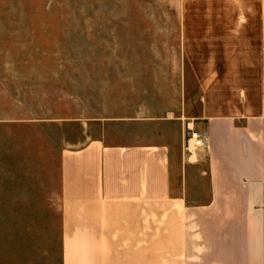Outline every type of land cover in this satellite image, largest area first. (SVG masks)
Wrapping results in <instances>:
<instances>
[{"label": "crops", "instance_id": "obj_1", "mask_svg": "<svg viewBox=\"0 0 264 264\" xmlns=\"http://www.w3.org/2000/svg\"><path fill=\"white\" fill-rule=\"evenodd\" d=\"M157 1L197 4L181 12L175 82L197 85L198 109L164 126L205 131L207 144L177 161L164 138L95 123L63 148L48 188L60 264H264V0Z\"/></svg>", "mask_w": 264, "mask_h": 264}, {"label": "rangeland", "instance_id": "obj_2", "mask_svg": "<svg viewBox=\"0 0 264 264\" xmlns=\"http://www.w3.org/2000/svg\"><path fill=\"white\" fill-rule=\"evenodd\" d=\"M196 7L0 0V264H60L49 184L61 150L100 133L99 124L116 123L130 142L164 138L177 161L188 158L187 129L164 120L198 109L197 85L175 82L181 12Z\"/></svg>", "mask_w": 264, "mask_h": 264}, {"label": "built area", "instance_id": "obj_3", "mask_svg": "<svg viewBox=\"0 0 264 264\" xmlns=\"http://www.w3.org/2000/svg\"><path fill=\"white\" fill-rule=\"evenodd\" d=\"M207 144V134L205 131H198L193 128H188L185 137V150L191 154L205 147Z\"/></svg>", "mask_w": 264, "mask_h": 264}]
</instances>
